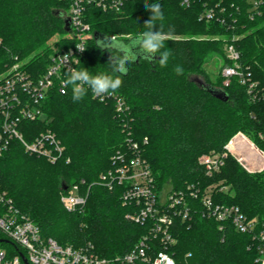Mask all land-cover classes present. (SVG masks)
Returning <instances> with one entry per match:
<instances>
[{
  "label": "trees",
  "instance_id": "trees-1",
  "mask_svg": "<svg viewBox=\"0 0 264 264\" xmlns=\"http://www.w3.org/2000/svg\"><path fill=\"white\" fill-rule=\"evenodd\" d=\"M253 1L190 0L186 5L183 0H126L118 11L87 6L91 38L78 70L113 74L111 58L123 53L100 39L116 36L132 44L147 30L144 24L151 13L145 2L162 6L165 18L154 30L170 33L165 47L172 55L161 67L159 53L154 58L137 54L126 65V74H114L121 76L122 85L111 94L98 97L89 89L83 100L73 102L71 86L66 95L53 87L42 103L43 118L22 123L27 140L50 130L65 147V158L50 163L12 141L0 158L1 189L44 237L62 246L92 243L101 257L110 259L129 253L149 236L151 221L139 225L126 217L135 205H123L124 185L109 190L100 181L113 167L114 155L128 151L132 142L152 170L158 195L168 186L170 193L185 194L190 204L188 219L180 213L173 219L176 242L168 251L176 264H257L254 235L202 217L200 203L187 189L196 186L205 193L213 188L215 203L238 206L257 223L256 233H264V169L250 172L226 150L241 133L264 156V101L252 102L239 78L225 86L222 70L212 79L204 69L213 54L232 65L225 47L234 45L242 69L251 73L257 91L264 94V0L259 13L253 12ZM70 6L71 0H0V75L18 66L39 78L48 69L54 48L73 47L75 39L66 24ZM209 10L215 17L208 21L204 14ZM177 65L182 66V75L176 74ZM115 98L124 100L125 113L118 114ZM239 138L230 150H250L258 158L248 141ZM208 154H225L222 168L211 176L200 164ZM245 155L240 157L250 159ZM75 185L81 194L88 193L87 203L82 211L68 212L61 194ZM147 242L150 256L166 249L159 239L150 237Z\"/></svg>",
  "mask_w": 264,
  "mask_h": 264
},
{
  "label": "built area",
  "instance_id": "built-area-1",
  "mask_svg": "<svg viewBox=\"0 0 264 264\" xmlns=\"http://www.w3.org/2000/svg\"><path fill=\"white\" fill-rule=\"evenodd\" d=\"M125 1L71 0L67 17L75 45L63 49L54 48L51 63L39 78L19 71L18 66H14L0 78V158L8 151L12 141H18L26 153L50 163L65 158V147L55 133L46 130L38 133L32 140H27L21 130L22 123L43 118L42 103L53 87L61 95L68 93L70 86L64 87L63 81L67 78L69 68H78L87 41L91 38V26L85 20L87 6L93 4L102 7L104 11H118ZM183 3L189 5L190 0H183ZM252 4L253 12L259 13L262 0H254ZM204 17L208 21L212 20L215 13L209 10ZM76 45H82L84 50H79ZM227 54L233 64L222 69L224 85L228 86L231 79L237 77L246 86L252 102L264 101V94L257 91V83L252 81L251 73L242 69L240 52L234 45H229ZM115 105L118 114L127 111L123 99L115 98ZM232 141L226 146V150L234 154L229 148ZM144 143H147V139ZM224 158L225 154H208L200 158V164L207 175L211 176L220 171ZM113 160V167L101 175V184L109 190L117 185H124L121 195L123 205H135L133 212L126 217L139 225L151 221L149 236L144 237L129 253L110 259L101 257L92 243L79 247L62 246L53 238L44 237L38 225L16 207L13 199L0 186V264H176L168 247L176 242L171 234L174 215L180 213L183 219L190 217L191 207L186 195L168 192L166 200L161 201L162 193L158 195L152 170L137 143L130 142L128 151H118ZM187 189L189 196L200 203L202 217L230 223L240 233L253 234L256 239V263L264 264V233H256L257 223L249 220L238 206L215 203L213 188L207 189L205 193L196 186H189ZM87 198L88 193L81 194L76 185L68 187L61 194V202L68 212L82 211ZM177 207L181 209L177 211ZM150 237L159 239L166 249L150 256L147 242Z\"/></svg>",
  "mask_w": 264,
  "mask_h": 264
},
{
  "label": "clouds",
  "instance_id": "clouds-1",
  "mask_svg": "<svg viewBox=\"0 0 264 264\" xmlns=\"http://www.w3.org/2000/svg\"><path fill=\"white\" fill-rule=\"evenodd\" d=\"M145 7L150 11L151 16L148 21L144 24L146 31L140 33L132 41V44H126L122 39L113 36L108 42L107 46L116 49L123 53L122 56L111 58L112 62V73L106 74L100 72L96 75L90 74L85 69L69 68L67 78L63 81V86L72 88V100L73 102H79L84 99L90 89L93 95L103 96L105 94H111L118 90L122 85V79L120 75H114L115 73L126 74V65L136 59L137 54L145 55L149 58H154L159 53V63L161 67H166L171 51L165 47V41L171 39L170 33H164L161 30H154L156 22H162L164 20V12L162 6L159 3H147ZM138 51H133L137 48ZM76 47L83 51L82 45H76ZM177 75L183 74V68L180 65L175 67Z\"/></svg>",
  "mask_w": 264,
  "mask_h": 264
},
{
  "label": "rangeland",
  "instance_id": "rangeland-1",
  "mask_svg": "<svg viewBox=\"0 0 264 264\" xmlns=\"http://www.w3.org/2000/svg\"><path fill=\"white\" fill-rule=\"evenodd\" d=\"M108 40L109 39H107V38H101L100 39V43L107 45ZM228 47H229V45L225 47V54H226L227 58H228V54H227ZM225 66H226V64L224 63V60L220 56L213 54V55H210V57L206 60V62L204 64V69H205L206 73L209 74L210 77H212V79H215L217 77V75H219L221 73V70ZM5 74H7V72L3 73L0 76H4ZM240 136L243 137L244 139H246V137L243 134L239 133L235 137H233V139H231V141L236 139V138H239ZM239 140L242 141L241 138H239L238 141ZM246 141H248L249 145H251V147L254 149L253 151L252 150L251 151L256 153V155H259L260 157L259 156H258V158L255 157L250 152V150L243 151L242 149H241L242 151H239L240 153H238V151H235V152L233 151L234 155L239 159L241 164L244 167H246V169H248L250 172L262 171L264 169V164H263L264 162H262V160H261V158H262L263 161H264L263 153L261 151H259L255 147L254 144H253L254 145L253 146L252 143L248 139H246ZM257 153H259V154H257ZM241 154H246L245 157L249 156L250 159L240 157ZM250 155H251V157H250ZM169 190L170 189H169L168 186L164 188V190H163V192L161 194V196H162L161 201H165L166 200V197H167V194H168ZM84 244H86V243H84ZM84 244H82L80 246H83Z\"/></svg>",
  "mask_w": 264,
  "mask_h": 264
},
{
  "label": "water",
  "instance_id": "water-1",
  "mask_svg": "<svg viewBox=\"0 0 264 264\" xmlns=\"http://www.w3.org/2000/svg\"><path fill=\"white\" fill-rule=\"evenodd\" d=\"M66 24H67V30H70V22H69V20H67ZM216 94H217V96H218L219 98H222V99H224V100H227V99H228V97L225 96L223 92H222V93H218V92H217ZM65 189H67V188H65Z\"/></svg>",
  "mask_w": 264,
  "mask_h": 264
},
{
  "label": "crops",
  "instance_id": "crops-1",
  "mask_svg": "<svg viewBox=\"0 0 264 264\" xmlns=\"http://www.w3.org/2000/svg\"><path fill=\"white\" fill-rule=\"evenodd\" d=\"M247 139V138H246ZM253 145V144H252ZM254 146V145H253Z\"/></svg>",
  "mask_w": 264,
  "mask_h": 264
}]
</instances>
